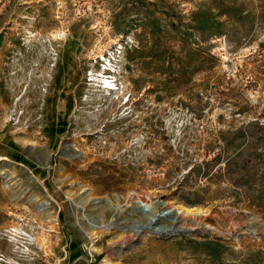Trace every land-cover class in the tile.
I'll return each mask as SVG.
<instances>
[{
	"label": "rangeland",
	"instance_id": "1",
	"mask_svg": "<svg viewBox=\"0 0 264 264\" xmlns=\"http://www.w3.org/2000/svg\"><path fill=\"white\" fill-rule=\"evenodd\" d=\"M0 264H264V0H0Z\"/></svg>",
	"mask_w": 264,
	"mask_h": 264
},
{
	"label": "water",
	"instance_id": "2",
	"mask_svg": "<svg viewBox=\"0 0 264 264\" xmlns=\"http://www.w3.org/2000/svg\"><path fill=\"white\" fill-rule=\"evenodd\" d=\"M163 205H164V202L162 200L157 201L156 205H152L153 208L150 207L151 205L147 206L146 204H144L142 202L134 201L132 203V207L130 210L133 212H138V213H142L145 215H149V217L146 218V220L144 222H140V223H137L136 225L127 227L126 230H131L134 233H140L143 230H148L151 234L161 235L162 234L161 227H157L158 225L155 226V223L153 220H155L159 217L160 218L161 217L162 218H165V217L170 218L172 216V213H173V210L171 208H165V207H163ZM108 223L109 224H107L105 226L107 228L111 227V223L110 222H108ZM96 224L98 225V222H96ZM95 225H90V228L97 226V225L96 226ZM162 235L165 236V235H167V233H163Z\"/></svg>",
	"mask_w": 264,
	"mask_h": 264
},
{
	"label": "bare ground",
	"instance_id": "3",
	"mask_svg": "<svg viewBox=\"0 0 264 264\" xmlns=\"http://www.w3.org/2000/svg\"><path fill=\"white\" fill-rule=\"evenodd\" d=\"M147 204H148V203H147ZM147 204H146V205H147ZM147 206H149V205H147ZM150 207H151V206H150ZM151 210H152V209H151ZM154 212H155V211H154ZM154 217H155V216H154ZM153 221H154V223L156 224V222H157L158 220L155 219V220H153ZM157 223H158V222H157ZM158 226H159V224H158ZM96 227H97V226H96Z\"/></svg>",
	"mask_w": 264,
	"mask_h": 264
}]
</instances>
